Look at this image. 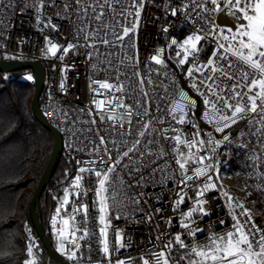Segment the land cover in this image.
<instances>
[{"label": "built area", "instance_id": "obj_1", "mask_svg": "<svg viewBox=\"0 0 264 264\" xmlns=\"http://www.w3.org/2000/svg\"><path fill=\"white\" fill-rule=\"evenodd\" d=\"M24 2H27L29 7L24 8ZM84 3L85 0H79V4ZM89 3L96 5L97 0H89ZM98 3L104 5L103 8L97 6V13L104 12L102 21L80 19L84 10L76 4V0H54V2L46 0L43 6H41V0H0V59L37 61L47 67L44 96L39 103L40 111L47 123L59 133L63 156L69 158L73 163V171L65 188L69 192V203L61 208V202L65 195L64 190L56 207V210L60 208V213L57 215L55 210L50 222L53 233L57 237V231L62 227V220L68 219L74 204L79 205L82 200L90 205V210L97 212L96 235L86 241L78 240L77 242L81 245L79 250L72 243L66 242L67 252L75 251L77 255V259L69 260L67 254H64L66 263L106 264L102 253L103 246L98 243L99 228L102 227L99 225L98 204L96 208H92V202L96 198L93 192H88L86 196L81 193L78 199L76 193L79 190L72 187L75 176L80 174L79 168L103 169L109 165L102 161H108L109 156L114 161L121 157L123 152L132 148L133 151L121 159L120 164L117 165L116 173L113 174L114 187L119 189V194L116 195L115 201L111 199L108 201L110 205L108 219L112 225L108 229V240L111 247L114 240L113 232L122 230V242L125 244V248L112 255L111 259L113 261L117 259L130 261V264H142L140 257L148 258L151 252L160 251L161 245L171 237L177 233L185 232L180 227V217L182 213L191 209L193 202L198 198L196 194L198 188L206 182L205 177L197 179L195 190L193 187L184 188V185L179 184L178 165L175 164L173 153L170 151L172 145L166 142L158 132L153 131L154 128L168 127L171 117H168L164 124H158L155 119H151V117L161 115L156 111L157 104L167 103L168 99L172 98L171 94L174 88H183L189 96L197 99L194 119L199 123L202 133L203 131H212L211 126L200 119L204 105L202 100L188 87V82L184 79L186 73L182 71L183 66L177 68L173 60L169 59L171 51L175 47L168 48L171 40L175 39L182 43L193 31H199V29L193 28V21L196 19L194 12L191 18L186 20V14L192 12L191 0H144L137 31V49L123 47L120 42L115 41L111 27L105 29L102 25H115V30L121 31L119 25L128 23L121 13L131 6L132 0H119V3H115V0H108L107 5H105V0H98ZM201 3H205V0H201ZM66 4L72 5V7L65 8ZM182 5H187V7L173 15L172 10L181 8ZM205 6L208 9L212 8L210 2L205 3ZM113 8L115 11L112 10ZM199 14L207 17L205 22L213 30L208 41H211L212 36L216 34L215 29L217 28L223 30V34H228L227 27L219 26L216 23L218 13L205 12L201 9ZM93 15L95 13L89 8L88 16ZM224 15L231 18L226 12ZM133 18L129 17V19ZM49 21L51 26L45 27ZM86 25L85 32H81L77 36V28H85ZM98 28L99 32L93 39H84L86 34L92 36ZM164 28H167L168 31H163ZM101 37L114 41V45L105 46L100 42ZM48 41L58 46L59 50L55 56L47 52ZM208 41L200 42L205 47V52L201 54L202 62L207 59L213 47ZM69 43L78 44V46L65 54L63 49ZM124 44H127V38H125ZM157 48L166 49L163 59L168 65L167 68L149 63ZM133 52L136 53L138 63L135 60L126 59L128 56H132ZM62 55L64 56L63 60L59 59ZM122 60L123 64H121ZM109 61H111V65H109ZM117 66L119 71L116 70ZM190 66L188 63V67ZM149 69L152 71L149 72ZM165 72L168 73L167 76L164 75ZM134 73H140V76L137 77ZM117 76H119V80L116 79ZM149 76L153 81L151 84L148 83ZM141 78L144 79L143 91L139 86ZM92 80L107 81L111 84L122 83L123 92H109L107 89H100L99 93L93 92L92 88L99 89V84H91ZM173 80L175 84H173ZM224 82L221 81V83ZM62 83L63 89L60 87ZM165 88L168 89L167 97L165 100H160L159 97L166 96ZM145 92L148 93L147 98L144 96ZM93 97L96 100L105 101L110 97H121L125 105L131 106L134 115L124 117L122 120L106 119L101 122L93 103ZM144 108H148V115L136 114L143 112ZM89 110L92 115L88 114ZM124 112L123 108H115L117 116ZM129 119L132 121L131 124L127 122ZM91 120H96V123H90ZM143 122H150V127L145 135L140 137L138 133L144 130ZM120 123H123V128L119 127ZM172 123L177 128H184L186 133L195 131L190 125L181 126ZM246 124L247 121H242L228 131L235 136ZM125 129H128L130 134H123ZM168 135L174 134L169 132ZM214 135L216 139H222L223 134L214 133ZM101 136L105 139L103 145L100 144ZM137 140L140 141L139 144L135 143ZM148 141H153V143L148 144ZM248 147L253 148L257 153L261 152L260 146L255 140ZM161 148L164 149L165 155H160ZM218 151L224 153L219 156L218 167L223 156L228 151H234L242 157L245 164L247 163L251 175L264 189V162L253 167L252 162L247 160L244 153L235 147L226 149L222 145ZM203 154V152L200 153V155ZM91 161H95V163H86ZM188 167L189 174H192L191 170L195 165L189 164ZM154 169L155 171H153ZM173 170L176 171L173 172ZM209 174L213 176L212 183H215L216 187L199 197L206 201L203 208L209 215L198 214L192 225L194 228L205 230L203 234L197 233L198 242L201 244L207 242V236L212 232L223 234L231 229L233 223L231 213L234 212L240 219H248L247 216H240V213L247 209L243 202L236 195L228 193V196L232 197V200L229 201L216 174ZM82 183L87 186L89 181L85 179ZM188 184L192 185L193 182L189 181ZM181 188H184L187 195L184 203L174 211L173 202L178 198L176 194ZM133 199H138L140 203H132ZM113 204L115 206L111 207ZM238 204H242L244 207H236ZM157 208L161 211L156 212ZM117 215L120 216L118 220L114 218ZM149 216L151 219H148ZM53 218L56 219L55 229L52 227ZM175 218L177 219V230H174L173 219ZM81 219V215L76 216L77 227L82 229L84 225L79 224ZM169 220H171L170 225L168 224ZM221 221L224 223L221 224ZM252 221H254L253 217ZM157 224L160 226L157 227ZM255 225L257 224L255 223ZM88 227L92 228L93 225L89 224ZM161 233L166 235L161 236L158 240L157 237ZM81 234V232H77L76 236L79 237ZM27 235L29 237L28 246L32 247L33 252L31 260H35L36 264L39 262V256L35 253L36 244L33 232L28 230ZM68 237L69 240L72 239L70 232ZM182 238L184 237L182 236Z\"/></svg>", "mask_w": 264, "mask_h": 264}, {"label": "snow or ice", "instance_id": "obj_2", "mask_svg": "<svg viewBox=\"0 0 264 264\" xmlns=\"http://www.w3.org/2000/svg\"><path fill=\"white\" fill-rule=\"evenodd\" d=\"M44 2L46 0H41V6H43ZM208 2L212 5L211 9L205 6V3ZM115 3H119V0H115ZM205 3H201V0H191L192 12L186 14L187 20L191 18L193 12L195 13L196 19L193 21V28L199 29V31H193L182 43L172 39L168 48L175 46V56H169V59L173 60L177 68H182L186 63H190V67L186 70L182 69L186 73L184 79L188 82V87L193 93L202 100L204 110L200 119L210 125L212 131H203L202 133L199 123L194 119L197 99L189 96L188 92L184 91L183 88H174L171 94L172 98L168 99L167 103L163 105L157 104L156 111L160 112L161 115L151 117V119H155L158 124H164L165 120L171 117L168 127L163 129L154 128L153 131L158 132L166 142L172 145L170 151L173 153L175 164L178 165L179 184L184 185V188L193 187L195 190L197 188L195 184L197 179L205 177L206 182L198 188L196 192L198 198L193 202L191 209L181 215L180 227L185 232L177 233L171 237L161 245L160 251L151 252L148 258L140 257L142 264H264V230L255 225L249 210L244 209L240 213V216H247V220L238 218L234 212L231 213L233 220L231 230L223 234L212 232L207 236V242L203 244L198 242L197 233L203 234L205 230L192 227L195 223L193 219L195 214H200L201 216L209 215L203 208L206 201L199 199V197L204 196L207 191L216 187V184L212 183L213 176L209 173H215L216 178L219 179V156L224 153H220L218 150L222 145L226 149L235 147L241 150L247 160L252 162L253 167L258 163L264 162V0H205ZM76 4L84 10L83 16L79 17L80 19L103 20L104 12L100 11L97 13V6L103 8L104 5H99L98 0L96 5L89 3V0H85L82 5L79 4V0H76ZM107 4L108 0H105V5ZM143 6L144 0H132L131 6L121 13L128 23L120 24L121 31L119 32L115 30V25H102L105 29L111 27L115 41L120 42L121 46L137 49L136 38ZM27 7L29 5L24 2V8ZM68 7H72V5L66 4L65 8ZM186 7L187 5H182L181 8H174L172 14L176 15L178 11H182ZM89 8L95 15L88 16ZM201 9L205 12H226L237 23L234 29L228 28L226 30L228 34H223V30L219 28L215 29L216 34L212 36L211 41H208V37L213 30L205 22L207 17L199 14ZM112 10L115 11V8ZM129 17L134 18L129 19ZM49 26H51L50 21L45 27ZM86 27L87 25L85 28H77L76 35L79 36L81 32H85ZM163 31L167 32L168 29L164 28ZM98 32L99 28L92 36L86 34L84 39H93ZM125 38H127L126 45L124 44ZM202 40L208 41L213 46L207 59L203 62L201 54L205 52V47L200 44ZM100 42L105 46L114 45V41L103 37L100 38ZM48 45L47 52L55 56L59 50L58 46L52 44L51 41H48ZM77 46L78 44L69 43L63 49V52L67 54ZM165 50V48H157L149 63H155L162 68H167L168 65L163 59ZM59 59L63 60L64 56H60ZM126 59L135 60L138 63L135 52H133L132 56L126 57ZM108 63L111 65V61ZM123 63L124 61L122 60L121 64ZM116 70L119 71L118 66ZM151 71L152 69H149V72ZM134 75L139 77L140 73H134ZM164 75L167 76L168 73L165 72ZM26 78L31 80L32 76L28 75ZM116 79L119 80V76ZM222 80L225 82L221 83ZM97 83L99 84V89L92 88L93 92L99 93L100 89H107L109 92H123L122 83L111 84L107 81H91V84ZM148 83H153L151 76L148 77ZM143 84L144 79L141 78L139 80L141 91H143ZM173 84H175L174 80ZM60 87L63 89V83ZM165 94L166 96H161L159 99H166L167 88H165ZM144 96L147 98L148 93L145 92ZM113 100H115V103H113ZM93 103L96 106L97 115L101 122L106 119L122 120L124 117L134 115L131 111V106L125 105L121 97H110L107 101L96 100L93 97ZM117 107L125 109V112L120 116L115 113V108ZM88 114L92 115L91 110H89ZM136 114L148 115V108H144L143 112ZM242 121H247L246 126L233 136L232 132L228 130ZM127 122L131 124L132 121L129 119ZM172 122L175 125H190L195 131L186 133L184 128H177ZM90 123L95 124L96 120H91ZM138 123L141 122L138 121ZM123 126V123H120L119 127L123 128ZM142 127L144 130L138 133L140 137H143L149 129L150 122H143ZM169 132L174 135H168ZM214 133L223 134L222 139H216ZM123 134H130V132L125 129ZM253 140L259 144L261 152L257 153L253 148L248 147ZM139 142L137 140L135 143L139 144ZM113 143L115 142L113 141ZM125 143L127 142L125 141ZM147 143L151 144L153 141H148ZM100 144H105L103 136L100 137ZM184 149H187V151H184ZM131 151L133 149L129 148L128 151L123 152L122 156L114 161L109 156L108 161H102V163L109 165L103 169L80 167V174L75 176L72 183V187L79 190L76 193L78 199L81 193L86 196L88 192H93L96 198L92 202V208H96L98 204L99 225L102 226L99 228L98 243L103 246L102 253L106 264H130V261L122 259L113 261L111 259L112 255L125 248V244L122 242L123 235L121 230L113 232L114 240L110 247L108 229L112 225L108 219L110 210L108 201L109 199L115 201L116 195L119 194V189L114 187L113 174L116 173L117 165L120 164L121 159L127 157ZM201 152L204 154L200 155ZM148 154L155 155L154 153ZM160 155H165L163 148L160 150ZM109 162L111 163L109 164ZM86 163H95V161ZM189 164L195 165L191 170L192 174H189ZM245 166H247V163ZM175 171L173 170V172ZM85 173L88 175L85 176ZM85 179L89 181L87 186L82 183ZM189 181H192L193 184L189 185ZM184 188H181L176 194L178 198L173 202L174 211L178 210L179 206L185 201L187 193ZM225 196L228 197L229 201L232 200L228 193H225ZM68 203L69 192L66 189L61 208ZM132 203L139 204L140 201L133 199ZM114 206L115 204L111 207ZM236 207L243 208L244 206L238 204ZM56 211L57 215H59L60 208ZM155 211L160 212L161 209L157 208ZM77 215L82 216L79 221V224L84 225L82 229L77 227ZM96 216L97 212L90 210V205L87 202L82 200L79 205L74 204L69 218L62 220V227L57 231L59 240L57 251L62 255L67 254L69 260L77 259L75 251L67 252L66 242L72 243L79 250L81 245L77 242L78 240L86 241L96 235ZM114 218L118 220L120 216L117 215ZM148 219H151V217L149 216ZM220 223L223 224L224 221ZM89 224L93 225V227L89 228ZM168 224H171V220L168 221ZM159 226L157 224V227ZM52 227L56 228L55 218L52 220ZM69 232L72 236L71 240L68 237ZM77 232L82 234L77 237ZM163 235L166 234L161 233L157 239L159 240ZM28 255H33L31 246L28 248ZM26 264H35V260L27 261Z\"/></svg>", "mask_w": 264, "mask_h": 264}, {"label": "trees", "instance_id": "obj_3", "mask_svg": "<svg viewBox=\"0 0 264 264\" xmlns=\"http://www.w3.org/2000/svg\"><path fill=\"white\" fill-rule=\"evenodd\" d=\"M43 66L47 74V67ZM187 67L188 63L183 65L184 70ZM28 75L32 76L31 80L26 78ZM34 90V75L30 69L0 73V264L31 261L33 255H28V230L33 232L35 253L39 256L36 264H55L47 258L29 214L30 201L54 146L53 135L32 115ZM43 96L44 90L40 100ZM220 165L226 166L230 177L248 192L246 208L250 212H264V189L251 175L242 157L228 151ZM72 171V161L62 156L39 201L40 220L45 233L52 248L65 262L66 258L57 251L59 243L50 222ZM252 217L262 230L260 217Z\"/></svg>", "mask_w": 264, "mask_h": 264}, {"label": "water", "instance_id": "obj_4", "mask_svg": "<svg viewBox=\"0 0 264 264\" xmlns=\"http://www.w3.org/2000/svg\"><path fill=\"white\" fill-rule=\"evenodd\" d=\"M216 23L219 26L234 29V26L237 22L232 18L226 17L224 13H218ZM26 69H30L32 71L35 81V90L31 101L32 115L54 137V146L50 159L29 204V214L34 231L45 249L47 258L55 264H67L52 248L40 220V196L52 179L53 173L61 157L63 156L61 137L57 130L49 125L44 119L39 107L40 98L45 86L46 71L44 66L37 61H11L0 59V73H14ZM173 224L174 230H177L178 227L176 218L173 219Z\"/></svg>", "mask_w": 264, "mask_h": 264}, {"label": "rangeland", "instance_id": "obj_5", "mask_svg": "<svg viewBox=\"0 0 264 264\" xmlns=\"http://www.w3.org/2000/svg\"><path fill=\"white\" fill-rule=\"evenodd\" d=\"M174 49H175V47L171 51V56H175V50ZM176 50H178V49H176ZM218 175H219V179H217V180H218L221 188L226 193H230V194L236 195L243 202V204L246 206L247 205L246 204V199L248 197V192L245 189L240 188L237 185L236 181L230 177V175L227 172V167L226 166L219 165V167H218ZM249 205H251V204H249ZM249 212H250V210H249ZM250 213L254 217L255 216H259L260 217V223H261V226H262V230H264V212L261 213V212H259L257 210H253ZM193 219H195V218L193 217ZM58 243H59V240H58Z\"/></svg>", "mask_w": 264, "mask_h": 264}]
</instances>
